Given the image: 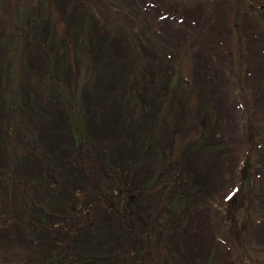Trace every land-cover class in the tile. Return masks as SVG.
Returning <instances> with one entry per match:
<instances>
[{
  "label": "rangeland",
  "instance_id": "obj_1",
  "mask_svg": "<svg viewBox=\"0 0 264 264\" xmlns=\"http://www.w3.org/2000/svg\"><path fill=\"white\" fill-rule=\"evenodd\" d=\"M33 1H0V16L12 22L19 20L26 25L27 20L39 16L35 27L27 32L25 70L21 67L19 71L22 105L18 107L17 103L13 114L17 131L7 141L1 80L14 67L7 59L9 49L0 44V173L6 183H0V254L4 251L21 256L34 247L38 251L35 263L43 264L45 257L53 253L51 244L43 240L30 242L22 232L20 218L6 210L9 204L17 205L25 199L7 184V173L27 183H42L38 157L51 166L73 156L77 141L68 108L70 93L65 95L60 81L63 85L67 81V91L74 89L79 96L78 121L97 162L121 172L135 166L123 182H129L132 189L145 188L159 172L160 150L168 151V137L176 125L168 115L157 132L153 130L148 120L126 106L127 86L139 76L142 65L153 71L159 85L178 87L176 60L184 53V60L192 68V88L200 101L196 118L205 124L203 144L217 149L213 155L189 157L188 168L193 170V180L210 192L215 206L195 204L188 212L190 221L184 226L185 232H177L180 226L170 230L169 259L176 264H204L207 259L208 264H264V6L250 1L238 9L236 0H51L54 14H63L58 20L68 24L59 33L69 29L72 33H86L89 42L75 46L72 57L65 51V61L59 57L61 47L56 51L49 46V51L59 56L55 58V70L45 73L47 63L39 49L46 33L45 3L37 0L35 11ZM168 5L169 14L160 8ZM7 33L0 21V42H9ZM237 45L245 64L241 76L233 67ZM44 78L50 80L48 85ZM58 88L59 93L55 90ZM146 98L150 114L158 116L162 97L149 90ZM126 124L128 129L122 137ZM9 141L17 152L26 155L18 158L12 173ZM31 150L33 154L29 155ZM85 156L91 172V161ZM246 160L253 164L247 167L252 192L250 221L244 235L245 256L227 234H221L216 209L239 190V175ZM163 162L165 167L167 161ZM75 168V164L58 172L52 168L65 200L88 192L87 180ZM161 175L160 186L170 177ZM242 191L247 192L246 188ZM161 193L162 190L143 193L140 209L154 211ZM84 202L98 206L92 194ZM98 214L99 229L85 234L79 243L84 258L101 256L126 244L115 218L102 209ZM13 260L6 258L2 263Z\"/></svg>",
  "mask_w": 264,
  "mask_h": 264
},
{
  "label": "trees",
  "instance_id": "obj_2",
  "mask_svg": "<svg viewBox=\"0 0 264 264\" xmlns=\"http://www.w3.org/2000/svg\"><path fill=\"white\" fill-rule=\"evenodd\" d=\"M236 1L238 2V9L245 8V4L250 1L253 4L264 6V0ZM44 3L45 15L43 19L46 24V33H44L45 37L41 41L39 49L46 59V73L50 69L55 70V58L59 56L54 52L51 53L49 46L55 50L56 47H61L62 54L59 57L65 61V51H68L69 56L72 57L75 46L80 47L88 44L89 40L86 39V33H72L70 29L66 33H59L60 29L64 30L65 28L66 30L65 26L68 27V24L58 20L59 16L63 14H54L51 0H44ZM168 7L169 5L160 8L169 14ZM32 8L35 11L38 10L37 0L32 2ZM37 18H39L38 15ZM37 18L27 20V24L23 25L22 21L12 22L10 19L0 16L4 30L6 33L9 32L6 36L9 42L5 39L0 44L9 49L7 51L9 58L7 59L11 61L14 67L9 75L1 80L3 98L6 100L4 123L6 141L12 139L14 130L17 131L13 114L16 108L22 105L21 100L23 99L19 71L21 67L24 68L26 65V53L28 51L25 50V40L30 34L27 33L28 29L32 30L35 27ZM57 25L61 26L58 28ZM237 37H239V33ZM233 67L239 76L244 73L245 64L239 45H237L233 55ZM176 72L179 79L178 87L181 88V91L178 90V87L169 88V86L159 85L155 80L153 71L145 69L142 65H140L139 76L127 86L126 106L135 115L140 114L145 120H148L153 130L157 132L159 124L168 115L169 119L176 125L173 126L175 129L168 137V151L160 150L158 174L147 187L135 189L130 188L129 182H123V177L130 176L135 166L121 172L107 163H98L94 158V149L86 140L83 127L77 117L79 96L75 94L74 89L72 92L71 89L67 91V81L64 80V85L60 81L66 92L65 95L67 92L70 93L67 99L68 108L71 113L72 130L76 134L77 141L73 156L61 164H51V166L46 164L42 157H38L42 166V183H27L24 180L15 179L7 173L9 182L7 184L17 190L18 194L25 199L17 205L9 204L6 210L20 218L22 232L30 242L43 240L44 243L52 245L49 247L53 253L50 258L45 257L43 264H176L174 260L169 259V255L172 254L169 247L170 230L176 231L180 226L177 232H185L184 226L190 221L188 212L190 207L192 208L195 204L215 206L210 192L193 180V170L188 168L187 159L196 154L208 153L213 155L217 150L215 147H205L203 144L206 139L205 124L204 120L196 118L200 101L192 88L190 80L192 68L184 60V53L176 60ZM43 82L48 85L50 80L44 78ZM46 87H44L45 90ZM55 90L60 92V88ZM149 90L156 91L162 97V109L158 116L150 114L146 98ZM81 91L78 94L81 95ZM18 102L20 104L17 107ZM127 129L128 124L123 127L122 137L125 136ZM8 148L12 162V173L18 158H23L26 155L24 152H17L10 141ZM28 154H33V151H29ZM85 155H88L91 161L93 168L91 172L87 168ZM248 160L244 162L239 175V190L226 203L216 209L218 212L216 218L221 225V234H227L245 256L247 254L244 250V235L246 226L250 221V194L252 192V180L247 178V167L249 164H253ZM163 161H167L165 167L161 165L164 164ZM74 164L76 166L75 172L81 173L87 180L88 192L86 190L85 193L79 195L81 196L80 199H78L79 196L75 195L74 198L70 197L65 200L58 191L59 179L56 176L63 167ZM53 167L57 169V172L52 170ZM160 174H170L169 180L162 186H160ZM2 178L0 173V183L6 184ZM244 188L247 192L242 191ZM160 190L162 193L154 211L140 209L139 202L143 193L148 195V193L153 194ZM91 194L96 199L97 203L95 202V204L98 205V208L85 204V198ZM171 201L172 203H170ZM98 209L104 210L106 215L115 218L117 228L124 237L126 244L116 251L97 257L84 258L79 250V243L85 234L95 233L99 229ZM179 220L180 222L184 221L183 226L180 225ZM36 249L33 247L26 254L22 253L21 256H18V253L7 255L3 251L0 254V264H4L2 261L6 258L14 259L7 264H36L38 256ZM208 263L209 260L207 259L204 264Z\"/></svg>",
  "mask_w": 264,
  "mask_h": 264
}]
</instances>
